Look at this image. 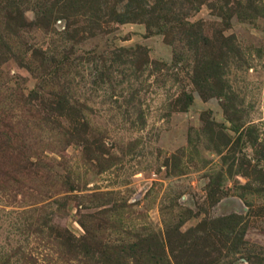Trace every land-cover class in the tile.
I'll use <instances>...</instances> for the list:
<instances>
[{
  "label": "rangeland",
  "instance_id": "obj_1",
  "mask_svg": "<svg viewBox=\"0 0 264 264\" xmlns=\"http://www.w3.org/2000/svg\"><path fill=\"white\" fill-rule=\"evenodd\" d=\"M0 264H264V0H0Z\"/></svg>",
  "mask_w": 264,
  "mask_h": 264
},
{
  "label": "trees",
  "instance_id": "obj_2",
  "mask_svg": "<svg viewBox=\"0 0 264 264\" xmlns=\"http://www.w3.org/2000/svg\"><path fill=\"white\" fill-rule=\"evenodd\" d=\"M127 19H129V18H123V19L120 18V19H118V21H119V22H123V21H126Z\"/></svg>",
  "mask_w": 264,
  "mask_h": 264
}]
</instances>
